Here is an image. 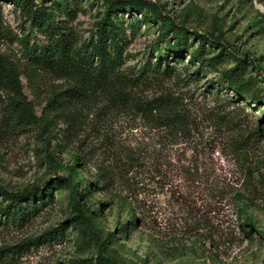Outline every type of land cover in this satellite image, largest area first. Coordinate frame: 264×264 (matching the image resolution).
<instances>
[{
    "label": "rangeland",
    "instance_id": "obj_1",
    "mask_svg": "<svg viewBox=\"0 0 264 264\" xmlns=\"http://www.w3.org/2000/svg\"><path fill=\"white\" fill-rule=\"evenodd\" d=\"M136 1L152 5L159 15L149 19L131 11L111 16L126 28L124 67L156 64L152 47L160 29L171 26L189 35L182 64L188 65L189 48H197L194 35L211 37L218 45L205 48L225 56L223 67H233L232 58L244 60L246 72L264 92V0ZM75 2L69 8L74 17L60 14L57 20L80 44L92 37L105 6L103 0ZM0 20L6 36L29 35L30 44L42 39L9 3L0 2ZM22 54L17 42L0 39V56L21 72ZM165 64L160 63L161 71ZM168 66L175 63L170 60ZM176 68L180 72L150 80L140 93L146 99L168 97L189 114L190 143L177 145L161 139L148 117L145 122L135 113L104 109L99 96L72 109L49 106L50 93L70 84L47 74L21 75L25 111L12 106L0 91V187L11 194L57 188L24 219L7 217L2 208L8 203L0 196V250H18L16 264H99L94 261L98 242L115 264H264V137L253 136L257 126L264 130V107L236 99L221 87L213 95L216 73L191 82ZM243 139L251 147L239 160L229 147ZM136 150L139 161L126 168V154ZM194 168L207 184L192 181ZM213 179L226 189L219 197L211 192ZM238 195L244 197L251 225L236 219ZM73 200L86 215L91 213L90 225L76 221ZM127 206L135 211V227L128 226L132 216ZM61 224L64 240L19 252L18 246Z\"/></svg>",
    "mask_w": 264,
    "mask_h": 264
},
{
    "label": "trees",
    "instance_id": "obj_2",
    "mask_svg": "<svg viewBox=\"0 0 264 264\" xmlns=\"http://www.w3.org/2000/svg\"><path fill=\"white\" fill-rule=\"evenodd\" d=\"M35 1L0 0V2L9 3L17 9L22 17L29 22L31 30H35L42 38L39 43L30 44L29 35H21L19 38L6 36L7 31L3 29L0 20V39L7 37L11 41L17 42L22 49V61L24 63V70L21 72L19 68L0 56V91L7 94L9 103L20 108L21 111H25L24 106L28 105L23 94L21 75L24 74L26 78H29L31 76L37 77L39 74H47L56 80L70 84V88L50 93L47 101L49 106H63L66 109H72L79 101L88 100L94 95L99 96L105 104L104 109H109L111 112L135 113L145 122L146 117H148L150 125L156 126L160 130V138L169 139L170 145H177L180 141L190 143L192 119L189 114L168 97L158 96L146 99L140 93L141 88L150 80L157 81L162 77L168 78L180 72L176 66H179L191 82H196L205 73H216L218 76L213 93L215 96L220 93V89L217 87H221L225 91L233 92L236 99L253 101L256 106L262 104L264 107V92L262 88H259V82L256 78L246 72V62L232 58L235 62L234 66L224 68L225 56L222 53L215 54L209 50L218 45L216 39L194 35L192 39H197V48H189L188 65L182 64L180 61L188 48L189 35L186 30L181 28L174 30L170 26L164 31L163 28L160 29L157 42L152 47L158 60L156 64L152 65L147 61L144 66L136 70L124 67L127 59L124 50L126 28L122 23L114 22L111 16L117 12L130 13L132 11L143 15V17L153 19L159 13L152 5L136 0L129 2L103 0L105 6L103 18L97 22L92 37L78 44L70 31L65 30V23L57 20L60 14L67 19L74 17L73 11L69 8L71 4L76 3L75 0H38V3ZM169 34L170 37H168ZM161 43L164 44L163 47L159 46ZM205 45L209 49H206ZM170 60L175 63V66H168ZM161 62L166 63L163 71L160 70ZM195 64L199 66L194 68L192 73H189ZM211 85L212 81H209L207 90L210 89ZM261 117V122H264V112ZM253 136L259 139L263 138L264 130L257 126ZM250 147L251 143L246 139L235 140L231 143L229 150L237 159L242 160L246 150ZM146 155H148V149H146ZM125 159L126 168L135 165L139 161L137 150L127 153ZM194 174L195 178L192 181L203 184L205 175L199 174L197 168H194ZM100 177L103 180L105 176ZM68 182H72L71 178H68ZM204 184H207V181ZM218 184L217 179H213L210 183L214 197H219V193L226 190L225 187H219ZM54 189L57 188L53 185L44 191H40L39 188H32L28 191L11 194L0 187V196L3 201L8 203L2 208V211L7 217L14 216L18 219H24L28 213L42 207L46 199H51L50 192ZM234 199L236 219H243V225H251L252 222L245 213L247 204L243 202L244 197L238 195ZM71 207L76 215V221L81 225L85 224V226L91 224V213L86 215L82 207H79L77 200H73ZM126 211L132 216V221L129 222L128 226L133 224L135 227L134 209L127 206ZM65 233V225L61 224L44 233L41 237L24 244L26 248L23 247V244L17 248L20 252L29 247L36 248L39 245L58 243L65 239ZM10 250L12 248L0 250V264H16L14 255L18 254V250ZM94 261L99 264H115L111 257H105V246L98 242ZM68 264L75 263L69 261Z\"/></svg>",
    "mask_w": 264,
    "mask_h": 264
}]
</instances>
